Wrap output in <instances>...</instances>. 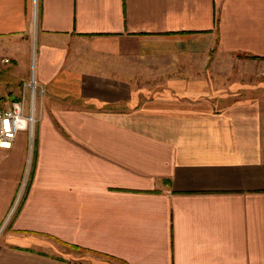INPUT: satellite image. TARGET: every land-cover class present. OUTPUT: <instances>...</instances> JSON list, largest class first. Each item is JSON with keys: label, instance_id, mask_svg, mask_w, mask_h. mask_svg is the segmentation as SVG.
<instances>
[{"label": "crops", "instance_id": "0c3cea01", "mask_svg": "<svg viewBox=\"0 0 264 264\" xmlns=\"http://www.w3.org/2000/svg\"><path fill=\"white\" fill-rule=\"evenodd\" d=\"M31 58L0 264H264V0H0V109Z\"/></svg>", "mask_w": 264, "mask_h": 264}, {"label": "built area", "instance_id": "2783aa9c", "mask_svg": "<svg viewBox=\"0 0 264 264\" xmlns=\"http://www.w3.org/2000/svg\"><path fill=\"white\" fill-rule=\"evenodd\" d=\"M37 88L40 95L42 89L33 78L29 84L24 83L23 91L16 100H12L8 106L0 109V148L10 149L19 131L32 136L36 122Z\"/></svg>", "mask_w": 264, "mask_h": 264}, {"label": "rangeland", "instance_id": "374dc122", "mask_svg": "<svg viewBox=\"0 0 264 264\" xmlns=\"http://www.w3.org/2000/svg\"><path fill=\"white\" fill-rule=\"evenodd\" d=\"M245 58H251V57H245ZM6 63H8V61L6 60V62H5V64ZM2 64V63H1ZM257 67L256 68H258L259 69V66L258 65H256ZM4 67H6L5 65H4ZM3 67V65L1 66V69H0V91H2V89L4 88V86L6 87V85H7V81H9V79L6 77V76H8V73H9V71H8V69H6V68H4ZM246 70H250L249 69V65L248 64H246V66L244 67ZM254 69V68H253ZM20 71V69H19V67H13L12 68V73H14L15 75L16 74H18V72ZM34 73H35V70H34V60H33V58H31V61H30V68H29V71H28V74H27V76L24 78L25 80H24V82H22V80L19 82V84L18 85H20L21 83L22 84H24V83H26V84H29L31 81H32V79L34 78L33 76H32V74L34 75ZM225 83H227V82H225ZM22 86V90H21V92L23 91V85H21ZM20 86V87H21ZM39 89L37 88L36 89V92H37V96H36V106L38 105V102H39V98H40V95L38 94L39 92ZM26 92H28V88H26ZM21 94V93H20ZM6 95V93H2V97H4ZM19 96V94L17 95V97ZM7 97V96H6ZM6 97H5V103H7V99H9L8 97H7V99H6ZM17 98L15 97V99H13V100H16ZM5 106V105H4ZM36 123V122H35ZM35 123H34V128H35ZM34 128H33V134H32V136L30 137V135L29 134H27L26 133V135H27V142H28V145H29V147H28V159H27V164H26V167H25V171H24V174H23V177H22V180H21V183H20V187H19V190H18V194H17V196H16V198H15V202L13 203V205H12V209H11V211L9 212V214H8V218H7V220H5V223L3 224V226L0 228V238H2V237H4L5 235H6V233L8 232V227L10 226V224H11V221H12V218L14 217V214L16 213V211H17V209H18V207H19V204H20V202H21V200H22V197H23V195H24V191H25V188H26V185H27V182H28V179H29V175H30V170H31V166H32V150H33V141H34ZM19 132H21V131H19ZM25 133V132H24ZM60 245V247L61 248H63V249H65V248H67V247H65V246H62V244H59ZM71 249V248H70ZM67 251H70L69 249H66ZM71 251L73 252V253H76V252H82V251H79V250H75V248H73L72 247V249H71ZM103 259L104 260H109V259H107V258H105L104 256H103ZM109 261H111L113 264H123V263H121V262H118V261H116V260H109Z\"/></svg>", "mask_w": 264, "mask_h": 264}, {"label": "trees", "instance_id": "16d2710c", "mask_svg": "<svg viewBox=\"0 0 264 264\" xmlns=\"http://www.w3.org/2000/svg\"><path fill=\"white\" fill-rule=\"evenodd\" d=\"M255 57L258 58V56H255ZM72 247L75 248V249H78V246L77 245H72Z\"/></svg>", "mask_w": 264, "mask_h": 264}]
</instances>
